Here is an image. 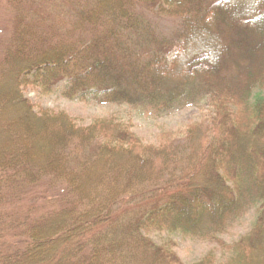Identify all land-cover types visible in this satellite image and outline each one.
Here are the masks:
<instances>
[{"label": "trees", "instance_id": "obj_1", "mask_svg": "<svg viewBox=\"0 0 264 264\" xmlns=\"http://www.w3.org/2000/svg\"><path fill=\"white\" fill-rule=\"evenodd\" d=\"M0 264H264V0H4ZM150 108L205 101L147 143L28 89ZM253 206L228 242L217 234ZM208 238L193 263L172 235ZM153 235L158 237L153 238Z\"/></svg>", "mask_w": 264, "mask_h": 264}, {"label": "rangeland", "instance_id": "obj_2", "mask_svg": "<svg viewBox=\"0 0 264 264\" xmlns=\"http://www.w3.org/2000/svg\"><path fill=\"white\" fill-rule=\"evenodd\" d=\"M5 2L0 0V27L5 29L6 11ZM5 12V13H4ZM8 15V13H6ZM26 96L37 106L51 112H64L79 125H88L96 118L116 115L126 121L131 120L133 131L147 143L156 142V137L160 130L180 132L192 123L199 121L206 114L208 109L205 101L196 105H190L160 115L157 111L150 108H132L126 105H102L93 102H83L80 100L71 101L62 95V87L54 93L44 95L28 89ZM256 214L253 206L243 207L238 215L229 223L222 233L217 234L228 242L238 239L241 235L250 230ZM153 238L158 237L153 235ZM177 246L175 252L185 263H193L200 259L207 251L205 244L208 238H192L181 234L172 235Z\"/></svg>", "mask_w": 264, "mask_h": 264}]
</instances>
